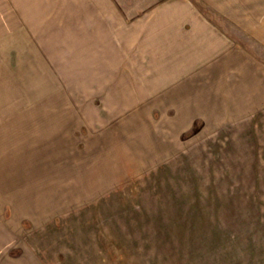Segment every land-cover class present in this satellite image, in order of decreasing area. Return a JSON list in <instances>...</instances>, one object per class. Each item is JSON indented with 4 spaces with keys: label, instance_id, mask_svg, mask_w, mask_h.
Returning a JSON list of instances; mask_svg holds the SVG:
<instances>
[{
    "label": "rangeland",
    "instance_id": "rangeland-1",
    "mask_svg": "<svg viewBox=\"0 0 264 264\" xmlns=\"http://www.w3.org/2000/svg\"><path fill=\"white\" fill-rule=\"evenodd\" d=\"M81 2L91 14L65 25L66 40L0 42L7 255L264 264V0ZM171 2L225 47L171 81L152 67L120 72L136 20Z\"/></svg>",
    "mask_w": 264,
    "mask_h": 264
},
{
    "label": "crops",
    "instance_id": "crops-1",
    "mask_svg": "<svg viewBox=\"0 0 264 264\" xmlns=\"http://www.w3.org/2000/svg\"><path fill=\"white\" fill-rule=\"evenodd\" d=\"M176 5V2H171L168 8L156 12L157 17L153 16L145 21L141 18L136 20V27L133 29L136 34H130V41L135 42L123 44L124 53L117 54L124 58L120 65L124 62L122 66L126 67L120 72L142 73L150 71L146 67H152V72L164 73V79L171 81L178 72L183 75L191 73L193 65L202 63L206 56H218L221 47L226 45L225 39L207 24L192 23L187 28V15L178 13ZM89 8L81 0H73V4L68 6L66 0H0V42L66 40L65 25L80 24L81 14H85L86 10L91 14ZM65 10L71 13L66 16ZM188 16L191 17L189 14ZM75 18L78 21L73 20ZM92 18L95 16H91ZM12 45L16 48V43ZM199 48L202 52L196 54L199 59L193 63L194 50ZM130 49H136V52L129 53ZM205 51L208 54L205 55ZM130 55H135L137 66L128 65ZM133 64L132 61L131 66ZM177 64L180 69L175 68L174 65ZM170 65L174 68L173 74H170ZM9 245L0 244V264H40L39 259L34 256L35 263H32V257L12 258L7 255Z\"/></svg>",
    "mask_w": 264,
    "mask_h": 264
},
{
    "label": "bare ground",
    "instance_id": "bare-ground-1",
    "mask_svg": "<svg viewBox=\"0 0 264 264\" xmlns=\"http://www.w3.org/2000/svg\"><path fill=\"white\" fill-rule=\"evenodd\" d=\"M224 2V1H223ZM220 4V3H219Z\"/></svg>",
    "mask_w": 264,
    "mask_h": 264
}]
</instances>
